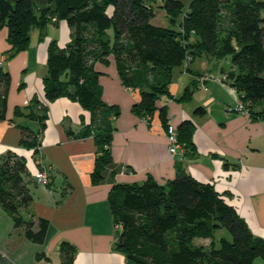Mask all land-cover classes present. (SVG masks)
I'll return each instance as SVG.
<instances>
[{
  "label": "trees",
  "instance_id": "obj_1",
  "mask_svg": "<svg viewBox=\"0 0 264 264\" xmlns=\"http://www.w3.org/2000/svg\"><path fill=\"white\" fill-rule=\"evenodd\" d=\"M154 0H49L46 11H37L31 0L13 6L0 0V28H7V58L29 45L30 30H42L52 18L65 20L70 40L59 47L56 40L47 46V71L43 78L45 99L59 97L77 101L92 114L96 157L91 181L98 184L112 158L109 150L110 118L120 114L117 106L101 99L102 88L94 68L112 56L123 85L137 88L140 100L132 110L147 116L157 109L156 101L168 94L176 69L189 71L198 57L229 59L221 75L248 107L264 106V0H163L170 26L153 24ZM43 35V34H41ZM185 67V69H183ZM200 77L199 73H194ZM9 74L0 69V118L5 115ZM195 83L181 96L188 100ZM15 115L38 123L37 132L22 130L20 146L37 153L45 128L48 106L36 96ZM163 117L164 109H159ZM200 110V109H198ZM263 113V112H262ZM168 123L164 122V128ZM176 127L177 140L192 146L193 124L183 121ZM86 130L76 137H86ZM26 159L12 151L0 154V206L23 227L25 237L43 242L48 221L38 219L32 228L21 213L31 200ZM117 239L114 249L125 256L126 264H253L264 260V239L250 231L245 220L221 198L214 186L195 180L177 165L173 179L163 183L148 176L142 182L117 183L108 196ZM225 229L229 237L216 238ZM209 239L208 245L196 242ZM61 264H73L74 249L60 245Z\"/></svg>",
  "mask_w": 264,
  "mask_h": 264
},
{
  "label": "crops",
  "instance_id": "obj_2",
  "mask_svg": "<svg viewBox=\"0 0 264 264\" xmlns=\"http://www.w3.org/2000/svg\"><path fill=\"white\" fill-rule=\"evenodd\" d=\"M53 39L59 47L70 40L65 20L49 24L43 31L32 28L28 47L0 67L10 78L5 115L0 118V154L12 151L26 159L32 198L21 213L33 229H37L39 218L48 221L43 242H33L0 206V264H61L62 242L72 245L73 264H126L125 256L114 249L117 233L108 203L112 186L142 182L148 176L163 183L174 178L177 165L198 182L213 185L252 234L264 239L263 106L248 107L247 112L230 109L237 95L221 79L229 59L216 61L202 56L189 65V71L176 69L168 94L159 96L157 109L147 116L132 110L140 92L122 84L113 57L107 58L108 63L96 62L101 99L117 106L120 114L110 118L112 161L103 179L93 184L96 145L92 133L96 127L91 125V112L67 97L48 102L44 96L47 46ZM7 49V28L3 26L0 55H6ZM192 82L195 89L191 97L182 100L184 89ZM34 96L48 106L35 154L33 149L20 146V139L23 129L37 132L38 123L14 113L16 108L25 112ZM186 120L194 126L192 146H182L172 154L164 122L177 126ZM86 130L88 136L76 137ZM43 169L48 176L45 185L35 179V172ZM196 242L208 245L209 239L198 238Z\"/></svg>",
  "mask_w": 264,
  "mask_h": 264
},
{
  "label": "built area",
  "instance_id": "obj_3",
  "mask_svg": "<svg viewBox=\"0 0 264 264\" xmlns=\"http://www.w3.org/2000/svg\"><path fill=\"white\" fill-rule=\"evenodd\" d=\"M3 54L0 55V65L2 63ZM237 95V94H236ZM230 109L236 110L238 112H247L248 111V104L243 102L237 95L235 103L230 106ZM264 112V109H263ZM165 134L168 141V147L170 153H176L179 148H183L182 145L177 140V131L176 127L173 124H167L165 128ZM35 179L36 181L41 184L45 185L48 182V176L45 170H38L35 172ZM115 230L120 229V226H114Z\"/></svg>",
  "mask_w": 264,
  "mask_h": 264
},
{
  "label": "rangeland",
  "instance_id": "obj_4",
  "mask_svg": "<svg viewBox=\"0 0 264 264\" xmlns=\"http://www.w3.org/2000/svg\"><path fill=\"white\" fill-rule=\"evenodd\" d=\"M163 0H154L153 1V9H154V16L152 17V19L150 20L153 24H156V25H161V26H170L169 22H168V19L166 17V13L164 11L163 8L160 7L161 3H162ZM185 5H187L191 0H181ZM48 10V9H47ZM263 17H264V12H262L261 14ZM59 20L56 19V18H52L50 20V22H48L47 25L49 24H55L57 23ZM47 25L45 26L44 29L42 30H39V31H43L46 29ZM70 33H71V30L69 29V37H70ZM7 60V57L6 55L3 54V58H2V63L0 65V67L3 65V63ZM229 67V65H228ZM228 67L226 68V70L228 69ZM185 69V67L183 68ZM204 77H207L209 79H211V75L210 74H204L203 75ZM224 77L225 76H221V79L224 80ZM235 91V90H234ZM244 102V101H243ZM245 103L247 104V101H245ZM263 109H264V106H263ZM264 113V112H263ZM44 170V169H43ZM215 236L216 238H219L221 236H226V237H229V234L228 232L225 230V229H219L215 232ZM253 264H264V260L261 259L260 257H257L256 259H254L253 261Z\"/></svg>",
  "mask_w": 264,
  "mask_h": 264
},
{
  "label": "water",
  "instance_id": "obj_5",
  "mask_svg": "<svg viewBox=\"0 0 264 264\" xmlns=\"http://www.w3.org/2000/svg\"><path fill=\"white\" fill-rule=\"evenodd\" d=\"M10 6H13L16 2L20 0H4ZM32 5L37 11H46L49 8V0H31Z\"/></svg>",
  "mask_w": 264,
  "mask_h": 264
}]
</instances>
